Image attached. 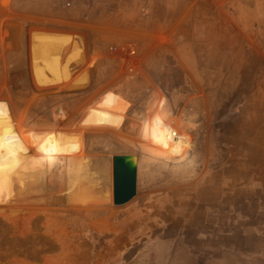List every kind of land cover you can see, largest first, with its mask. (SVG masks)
Wrapping results in <instances>:
<instances>
[{"label":"rangeland","instance_id":"rangeland-1","mask_svg":"<svg viewBox=\"0 0 264 264\" xmlns=\"http://www.w3.org/2000/svg\"><path fill=\"white\" fill-rule=\"evenodd\" d=\"M85 4L0 0V152H32L0 199V264H264V0ZM47 32L79 37L84 61L45 67L43 88L31 42ZM117 99L125 127L87 125ZM159 110L175 153L143 141L137 116ZM50 138L81 151L33 155ZM116 155L138 167L119 206L92 163ZM83 157L94 185L73 181Z\"/></svg>","mask_w":264,"mask_h":264},{"label":"bare ground","instance_id":"bare-ground-1","mask_svg":"<svg viewBox=\"0 0 264 264\" xmlns=\"http://www.w3.org/2000/svg\"><path fill=\"white\" fill-rule=\"evenodd\" d=\"M59 33L47 32L43 34L33 35L32 38L33 41L31 42L33 67L32 66L31 67L33 68V75L38 86L41 87L43 86L42 85L43 83L40 80H42L45 67L51 69L52 71H56L59 69V71H61L63 74H66L70 77L71 64L72 63L81 64L84 61L83 60L84 50L82 48V45H80L79 41H77V38L79 37L71 36L69 32L68 33L70 35H65L64 33L59 34ZM76 88L77 87H75V89ZM128 107H129L128 103H125L122 100L117 99L114 103L107 104L105 110H96V109L92 110L88 118L86 119V123L89 127L92 128L106 127L114 130H119L125 127L126 120L124 118V111H126ZM152 117L153 115L150 118ZM168 117L169 116L167 114L165 115L159 110L156 117L154 119H150V121L145 119L143 120L142 119L143 116H137V119H138V123L141 124V134L143 137V141L149 143L152 147H155L157 150H161V151H170L172 148L175 147L170 151L175 153L174 151H177L179 148L178 145H176L180 141L178 134L179 132L177 129H175L174 126L175 122L173 121V119H170V117L169 118ZM34 141L35 143L33 150H35L36 153L32 150L34 152L33 155L34 154L68 155L67 153H70L72 155L73 153H77L81 151L80 144L77 143V140L64 141L61 138H55V139L50 138L41 144L36 142V140ZM27 144H30V142L29 143H27L26 141L20 142L17 146L10 147L4 152H0V199L1 200H7L13 197L11 196L13 195L12 192L11 194L8 192L10 185H12L11 184L12 178L15 176V175L13 176V173L17 169L22 167V164L26 160L27 155H30V153H32V152L29 153V148H28L29 145ZM70 157L73 158L72 156ZM129 158L133 164L137 165L136 160L133 156H129ZM40 159H42V156L40 157ZM87 160L85 159V157L78 159V162L74 160V163L76 162L75 167L72 171V177L74 183H77L83 179V180H87L90 183V185H94L95 182H93L94 180L92 181L93 177H91L90 179L91 172L92 174H94L92 171L93 169L90 168L91 167L90 163ZM112 160L113 158L108 156H99L96 157L95 161L93 160L94 162L92 163L94 164V168H97V172L102 176V178L104 179L106 178L107 180H109V183L113 187L112 189L114 193ZM36 162L40 163L39 160ZM33 164L31 163V165ZM28 170H30L29 167Z\"/></svg>","mask_w":264,"mask_h":264},{"label":"water","instance_id":"water-1","mask_svg":"<svg viewBox=\"0 0 264 264\" xmlns=\"http://www.w3.org/2000/svg\"><path fill=\"white\" fill-rule=\"evenodd\" d=\"M114 204L119 206L129 202L137 189L138 167L128 155L113 157Z\"/></svg>","mask_w":264,"mask_h":264},{"label":"built area","instance_id":"built-area-1","mask_svg":"<svg viewBox=\"0 0 264 264\" xmlns=\"http://www.w3.org/2000/svg\"><path fill=\"white\" fill-rule=\"evenodd\" d=\"M84 1L86 3L85 4L86 6H90V5L97 3V1H99V0H84Z\"/></svg>","mask_w":264,"mask_h":264}]
</instances>
